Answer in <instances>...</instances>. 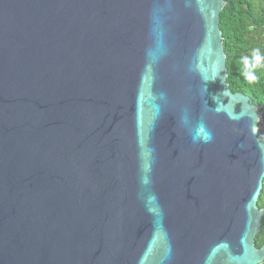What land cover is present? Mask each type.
Here are the masks:
<instances>
[{
	"label": "water",
	"instance_id": "obj_1",
	"mask_svg": "<svg viewBox=\"0 0 264 264\" xmlns=\"http://www.w3.org/2000/svg\"><path fill=\"white\" fill-rule=\"evenodd\" d=\"M224 7L0 0V264L264 262V106L229 90Z\"/></svg>",
	"mask_w": 264,
	"mask_h": 264
},
{
	"label": "trees",
	"instance_id": "obj_2",
	"mask_svg": "<svg viewBox=\"0 0 264 264\" xmlns=\"http://www.w3.org/2000/svg\"><path fill=\"white\" fill-rule=\"evenodd\" d=\"M219 28L226 55L227 84L253 105L264 106V0H224ZM264 117V112H263ZM264 208V179L257 202ZM256 248L264 244V217L255 237ZM264 264V262L262 263Z\"/></svg>",
	"mask_w": 264,
	"mask_h": 264
},
{
	"label": "built area",
	"instance_id": "obj_3",
	"mask_svg": "<svg viewBox=\"0 0 264 264\" xmlns=\"http://www.w3.org/2000/svg\"><path fill=\"white\" fill-rule=\"evenodd\" d=\"M260 128L262 129V131L264 132V119H262L260 121Z\"/></svg>",
	"mask_w": 264,
	"mask_h": 264
},
{
	"label": "clouds",
	"instance_id": "obj_4",
	"mask_svg": "<svg viewBox=\"0 0 264 264\" xmlns=\"http://www.w3.org/2000/svg\"><path fill=\"white\" fill-rule=\"evenodd\" d=\"M210 139H211V134L208 133L207 136H206V138H205V140H206V142H207V140H210Z\"/></svg>",
	"mask_w": 264,
	"mask_h": 264
}]
</instances>
